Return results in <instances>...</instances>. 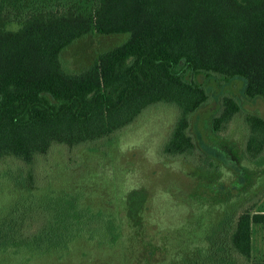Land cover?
Masks as SVG:
<instances>
[{"label":"trees","instance_id":"16d2710c","mask_svg":"<svg viewBox=\"0 0 264 264\" xmlns=\"http://www.w3.org/2000/svg\"><path fill=\"white\" fill-rule=\"evenodd\" d=\"M90 32L128 36L85 69L63 70L61 51ZM198 74L240 78L246 97L264 99V0H0V181L18 193L0 205V251L44 253L77 237L116 241L114 217L52 188L38 158L56 147L97 148L155 105L176 111L160 152L187 157L196 147L191 117L209 98ZM240 109L226 94L211 116L208 137L234 176L209 188L226 205L249 191L238 200L249 205L239 209L236 200L168 264H264L253 255V227L264 225L254 207L264 193L250 191L264 172V116L245 115L243 144L219 135ZM203 155V169H219L211 152Z\"/></svg>","mask_w":264,"mask_h":264},{"label":"rangeland","instance_id":"374dc122","mask_svg":"<svg viewBox=\"0 0 264 264\" xmlns=\"http://www.w3.org/2000/svg\"><path fill=\"white\" fill-rule=\"evenodd\" d=\"M127 36L90 32L77 38L60 53L63 70L85 69L101 52L120 44ZM197 78L207 86L209 98L191 117L190 131L196 147L187 157L175 158L160 152L176 111L169 105H155L107 140L93 145L97 148L69 152L56 147L38 158L36 166L48 176L44 181H49L52 188L78 193L84 206L114 217L120 230L116 241L110 242L109 235L102 242L99 237H77L66 247L37 254L9 248L0 251V264H168L175 248L197 245L210 227L216 228L218 217L236 200L239 209L247 207L248 202L240 201L248 198L249 191L246 196H238L240 201L232 198L227 205L215 204L210 198L221 194L216 189L212 193L214 186L209 188V184L229 183L234 172L231 162L213 147L214 141L208 137L209 124L223 95L237 98L241 109L219 135L243 144L244 117L249 113L264 116V99L246 97L240 78L225 80L203 74ZM202 150L213 154L218 170L203 169L210 159ZM70 156L74 159L70 160ZM200 161L203 164L197 166ZM243 163L251 165L247 160ZM253 183L251 194H263L264 172L255 176ZM16 196L10 182L0 181L1 206ZM254 209L264 211V197ZM150 244L152 252L148 249ZM253 255L264 259V225L253 227Z\"/></svg>","mask_w":264,"mask_h":264}]
</instances>
